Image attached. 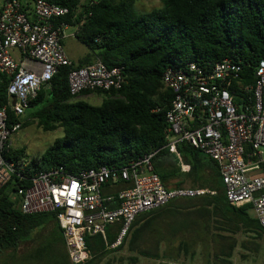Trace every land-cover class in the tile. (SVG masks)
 Listing matches in <instances>:
<instances>
[{
  "label": "trees",
  "instance_id": "obj_1",
  "mask_svg": "<svg viewBox=\"0 0 264 264\" xmlns=\"http://www.w3.org/2000/svg\"><path fill=\"white\" fill-rule=\"evenodd\" d=\"M23 1L29 12L32 0ZM49 1L68 8L67 14L53 22L76 27L75 38L87 52L61 66L50 79L49 88L41 89L30 104L31 115L44 130L62 128L61 136L41 155L31 157L33 171L61 167L66 173L77 174L102 165L123 166L157 150L154 171L167 188L204 187L215 192L176 198L139 214L116 247L110 244L116 239L118 226L107 228L106 240L100 234H86L91 257L83 264H99L125 246L135 252L128 258L130 264H136V253L153 259L182 255L191 261L200 253L206 255L207 264H232L235 247H247V240L240 241L235 234L256 231L260 235L264 227L254 219L251 203L227 201L214 160L189 144L179 143L182 162L189 165L188 170H182L179 158L164 146L165 114L172 93L163 84L162 74L168 66L230 58L241 61L245 74L253 80V66L264 57V0H160L161 5L148 12L137 11L136 0ZM96 59L108 67L120 66L123 76L120 88L81 92L100 94V104L76 99L67 82L71 69ZM5 85L0 82V104ZM12 157H26L24 148H15ZM14 189V183L9 182L0 191V252L14 250L35 229L47 224L52 225V239L64 248L54 214H24ZM52 245L54 264H69L63 249L55 242ZM105 264L113 261L107 259Z\"/></svg>",
  "mask_w": 264,
  "mask_h": 264
},
{
  "label": "built area",
  "instance_id": "obj_2",
  "mask_svg": "<svg viewBox=\"0 0 264 264\" xmlns=\"http://www.w3.org/2000/svg\"><path fill=\"white\" fill-rule=\"evenodd\" d=\"M23 0H0V82L5 98L0 104V191L14 183L24 214L51 212L58 222L71 264L91 257L86 234L106 240L110 226H118L116 247L127 236L135 218L182 197L215 192L204 187L167 188L154 171L153 150L123 166L102 165L66 173L61 167L33 171L31 157L13 158L12 136L22 128V116L61 66H68L62 39L64 22L53 20L69 12L49 0H32L30 13ZM76 32V31H75ZM75 32L71 35L75 37ZM241 61L225 58L214 63L190 61L168 66L162 82L172 93L165 118V144L175 154L186 143L215 161L226 199L251 203L264 227V57L253 66V80ZM69 92L121 87L120 66L100 59L68 72ZM120 184L115 192L106 185Z\"/></svg>",
  "mask_w": 264,
  "mask_h": 264
},
{
  "label": "rangeland",
  "instance_id": "obj_3",
  "mask_svg": "<svg viewBox=\"0 0 264 264\" xmlns=\"http://www.w3.org/2000/svg\"><path fill=\"white\" fill-rule=\"evenodd\" d=\"M83 3L86 0H81ZM161 5L160 0H136L135 8L140 12H148L154 8ZM75 30L74 26H67L64 29V37L62 43L67 54H69L74 61L81 58L87 52V47L80 43L71 33ZM76 99H83L92 104H100L102 101V96L95 92H90L87 94L80 93ZM32 110L28 109L22 116V121L24 122L22 128L18 130L12 136V143L15 148H24L25 154L28 157H35L41 155V153L53 143V141L61 136L62 128L58 127L54 130H44L38 125L37 119L31 115ZM160 228V225H158ZM163 228H165L163 226ZM52 225L47 224L41 228L35 229L31 233L29 239L21 241L17 247L12 249H6L0 252V264H54L52 259ZM239 233V234H238ZM236 237L238 240H247V247H241L237 245L233 250L231 260L233 264H264V233H261L259 237L255 240L261 241V249L258 254H252V249L255 246L250 237V233L237 232ZM56 246L59 249H63V246L59 245L55 241ZM177 240H174L176 244ZM48 244V245H47ZM144 245V242H142ZM42 253L40 258H36L35 254L38 255V250ZM199 251V250H198ZM39 254V255H40ZM62 254V252H61ZM135 252L129 251L126 246L119 251L110 253L99 264H105L106 260H112L113 264H130L129 256H132ZM191 261L188 258L184 259L181 255L177 259L173 258H160L153 259L152 257L138 256L136 264H207L206 255H199ZM244 254V256H243ZM69 261V260H68ZM69 264H71L69 262Z\"/></svg>",
  "mask_w": 264,
  "mask_h": 264
},
{
  "label": "crops",
  "instance_id": "obj_4",
  "mask_svg": "<svg viewBox=\"0 0 264 264\" xmlns=\"http://www.w3.org/2000/svg\"><path fill=\"white\" fill-rule=\"evenodd\" d=\"M76 31V27H75V30L73 31V32H75ZM68 55V57L70 58V60H73L72 59V57L69 55V54H67ZM78 60V59H77ZM74 61V60H73ZM121 185L120 184H114V185H106L105 187H104V189H103V191L104 192H115L119 187H120ZM253 217H254V219L256 220V218H255V216H254V214H253ZM256 222H257V220H256ZM258 223V222H257ZM259 225V224H258ZM238 232H241V231H238ZM223 233H228V232H223ZM250 233V237L252 238V242L254 243V247H253V249H252V254H258V252L260 251V249H261V245L263 244H261V241H257V240H255V239H257V237H259L260 235H256V231H252V232H249ZM52 234V233H51ZM239 234V233H238ZM52 243L54 242V240H52L51 241ZM259 243L261 244V245H259ZM176 244H177V242H176ZM176 244H174V249H173V252L175 253V250L177 249L175 246H176ZM244 248V247H243ZM63 251H64V253L65 254H67V251H66V248L64 247L63 248ZM244 255V254H243ZM232 261V260H231ZM232 264H233V261H232Z\"/></svg>",
  "mask_w": 264,
  "mask_h": 264
}]
</instances>
